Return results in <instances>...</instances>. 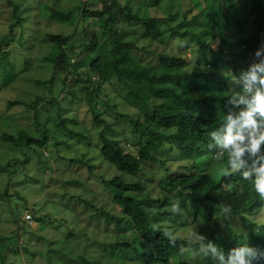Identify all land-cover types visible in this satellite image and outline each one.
Returning <instances> with one entry per match:
<instances>
[{
    "label": "trees",
    "instance_id": "16d2710c",
    "mask_svg": "<svg viewBox=\"0 0 264 264\" xmlns=\"http://www.w3.org/2000/svg\"><path fill=\"white\" fill-rule=\"evenodd\" d=\"M6 1L10 2L13 7V22L10 25V32L4 35L0 42V55L8 49L9 43L18 41L21 47L25 46L23 31L20 38L15 39L16 27L24 28V23L29 19L28 13H30L31 6L26 3V8H23L21 4L15 3L13 0ZM164 1L166 0H155L152 4L150 0V5L157 6ZM238 1L242 2L243 10L248 12V17L245 18L241 13L232 12L229 2L225 3V13L223 8L218 10L214 4L213 11L209 15H200L203 18L202 22L206 23L204 27L207 28L204 37L191 31L192 23H202L200 16L187 20L186 13L183 17L184 21L179 26L171 27V21L177 20L179 17L178 13L170 14L167 17L141 16L134 12L130 5H124L119 0L112 3L103 0V8L99 11H91L85 4L82 6V16L97 18L100 32L97 35L98 41L93 54L85 57V60L82 59L80 63L71 64L70 58L84 54L86 49H89L88 43L76 48L69 46L71 38L57 34L47 36L50 39L48 44H53L57 50L54 57L50 54L43 58L45 62L52 63L53 76L49 81L37 82L42 86L47 84L52 92L53 85L59 82L63 89L61 100H58L52 92L46 98L37 97L35 102L28 105L30 106L29 110H35L34 121L37 123L38 129L35 135H29L26 130L20 129L15 134H2L3 142L25 148V152L30 150L41 159L43 151L48 150L51 144L58 149V136H51L50 122L45 120L53 108L56 111L55 116L60 121L58 124L53 122L58 133L67 140L72 138L85 142L92 135L76 131L68 125L67 122L71 121L64 118L63 114L70 110L71 106H63L61 101L70 99L71 104L75 105L77 110L80 109L79 106L85 104L92 108V111H95L97 104L110 109L113 105L105 101L102 91L109 86L115 88L118 85L119 90L115 88L116 94L122 96L124 103L139 108L140 102H145L151 109L146 113L141 112V115L139 113L136 119L131 120L136 139L125 137L126 145L112 137L115 131L100 115H94V121L98 125H104L103 129L98 126L96 136L105 161L123 175L138 177L140 173L146 175L144 167L147 164L159 162L163 166L166 165L165 162L157 159L159 153L174 152L185 157L195 156L192 162L185 166L187 173L175 175L169 168H166L167 175L160 186L168 189L169 192L172 190V193L175 194H167L159 200L156 199L155 203L152 199H142L131 192L133 189L137 190L147 183L149 184L148 180L140 179L129 184L121 178L122 175L116 176L110 181L103 180L106 187L113 193V200L120 213L101 212L104 214L106 227L103 234L112 240L109 239L104 243L96 240L98 244L96 249L99 248L100 252L96 249L92 250L93 252H89L91 256L94 252L100 253L101 257L109 258L114 264H188L189 259L195 261V264H211L210 258L198 254V245L193 241V238L183 239L176 236L172 231L174 226H170L166 221L168 218L178 221L181 219L180 214L164 208L172 204L174 197L185 204L186 210L199 215L205 228L212 230L210 235L206 233L204 236L222 247L226 253L238 247L241 240L232 230L233 226L229 219L241 221L243 229L250 230V235L255 239L253 241L256 246L264 250V213L261 212L264 201H261L254 192L251 181H244L240 176L235 182L225 179L228 175L225 176L221 169L227 166V153L224 154L223 160H217L215 146L209 147V145H213L211 132L221 127L224 116L229 111H240L239 108H232L225 100L219 99L218 94L226 92L225 97H227L228 93L241 90L239 84L232 87L234 77L231 74L225 76L222 73L223 69L229 67L231 62L238 64L239 61L236 59L237 49L234 47V39L231 38L232 32L225 27L220 32H216L213 24L217 22L213 15L217 19H222V22H227L228 19L233 20L234 28L240 31V37H242V39L238 37L241 44L238 48V55H242L243 59L254 58L255 60V51L264 45V0ZM146 3L148 0H145ZM170 3H172L171 0ZM44 15L50 20L74 25L76 29L81 21L78 16L74 17L72 13L66 14L51 7L48 10L44 9ZM186 24L188 28L184 31L181 30ZM130 26L141 28V34L139 35L136 30H129ZM247 30L250 31V34L245 36L243 32ZM84 32L88 33L87 30ZM77 33L78 30L73 36H77ZM167 38L175 41L178 47L181 43L190 40L189 43L194 45L197 54L203 56H206V49H208L212 57L205 64L206 71L190 70L191 63L185 54L154 51ZM215 41H220L218 50L212 47V43ZM170 44L169 42L167 45L172 46ZM153 47L154 49H152ZM78 51L80 53L76 56ZM153 55L158 58L156 63H147L145 56ZM55 73H60L62 76L56 80ZM131 76L139 77V80H132ZM4 78L6 82L4 81L3 84ZM14 80L15 76L11 74L10 67L0 60V83L2 85L0 87H6ZM15 104H19V102L10 103L8 106L12 107ZM39 107L46 110L39 109ZM75 112H77L76 109ZM74 127L79 128L77 125ZM39 131L42 132L41 135ZM67 140L62 145L67 143ZM28 162L26 156L25 163L28 164ZM89 162L79 159L71 160L72 164L79 166L78 169L83 167V163L86 165ZM217 165V170L223 174L220 179H215L212 174L203 173L201 169L205 166L212 168L211 166L217 167ZM21 169L22 167L16 168L15 175ZM240 181H244V184L241 185ZM1 198L3 199L4 196ZM147 201L159 206L157 213L152 214L154 206L149 207ZM228 206L232 209L231 214L229 216L222 215V209ZM148 207L149 209H147ZM93 217L95 218L96 215ZM255 217H257L256 220ZM31 225L27 223L26 226H20L18 229L25 232V235L31 236L32 240L36 233L29 228ZM164 225L167 229L162 228ZM223 227L227 230L226 235L220 234ZM230 232H233L234 239L231 244L227 245L225 237ZM197 234L203 235L202 232ZM76 236L73 233L70 238H76ZM83 241L86 244L89 242L85 237ZM3 248L8 250L9 247ZM8 251L6 255L0 254V264H6L8 254L18 256L24 252L32 258L37 257L34 250L28 249L26 244L22 246L21 250ZM86 253L79 256L80 264H101L99 260H95L94 256L92 258L89 257L90 255L86 256ZM23 259L25 260V256ZM27 263L31 264V261H27Z\"/></svg>",
    "mask_w": 264,
    "mask_h": 264
},
{
    "label": "rangeland",
    "instance_id": "374dc122",
    "mask_svg": "<svg viewBox=\"0 0 264 264\" xmlns=\"http://www.w3.org/2000/svg\"><path fill=\"white\" fill-rule=\"evenodd\" d=\"M15 3L21 4L23 8H26V3H29L30 13H28L29 19L24 23V28L16 27L15 39L20 38L21 32L25 34L23 42L25 46L21 47L17 42L9 43V47L0 55V60L10 67L11 74L15 76L13 83L6 87H0V254H5L10 251L21 250L22 246L26 244V247L31 251L34 250V254L37 257L32 258L23 252L21 255L13 256L8 254L6 256V264H28L27 261H31V264H80L79 256H89V252H93L98 244L96 240L104 243L111 239L103 234L105 231L104 214L101 213H120L117 204L113 200V193L106 187L103 180H112L116 176L129 183H135L140 179L148 180L149 184L142 186L140 189H133L132 194L138 195L142 199L159 200L167 194H175L173 191L162 188L160 183L166 178V168H169L175 175L187 173L185 166L192 162L195 156L185 157L172 153H159L157 159L161 162H165L163 166L159 162L147 164L144 167L146 175L139 174L138 177L126 176L120 173L114 166L105 161L101 155V145L96 136L99 127L103 129L104 125L97 124L94 121V115L98 114L105 120L110 128L115 132L112 137L117 138L126 145L124 139L134 137V129L131 120L136 119L141 112L146 113L150 111V106L147 103L140 102L139 108H134L122 101V96L116 94L118 85L103 89L102 94L105 101L112 104L110 109H106L101 104L95 105V111L92 108L85 105L79 106V110L75 105L71 104L70 99H64L61 101L63 106L70 107L63 116L68 118L71 122H67L72 126L74 130L92 135L90 139L85 142L77 141V139L65 138L61 136L55 129V123L58 124L59 119L55 116V109H51L50 114L45 118L50 122V128L52 129L51 136L57 135L59 141V148H54L51 144L48 150L43 151V157L36 156L32 151L25 152V148L16 147L11 143H5L1 140L2 134H15L20 129L26 130L29 135H35L37 132V123L34 121L35 110H29L28 105L35 102L37 97L46 98L52 92L50 87L39 85L37 81L46 82L53 76V65L50 62H45L43 58H46L50 54L54 57L57 50L53 47V44H48L49 34L63 35L66 38H71L69 46H75L80 48L83 44L88 43L89 49H86L84 54L78 56L79 51L75 54L78 57L70 58L71 64L80 63L88 56L93 54L95 45L98 41L97 35L100 32L98 27L97 18L83 17L82 6L86 4V7L91 11H99L103 8V0H13ZM112 3L115 0H105ZM124 5H130L134 12L139 13L141 16H157L167 17L170 14H177V20L171 21V27H177L183 20L184 14L187 13V20H192L195 16L209 15L213 11V5L217 6L218 10H222L225 13V3L231 7L232 12L235 14H242L245 18L248 17V12L244 11L242 2L238 0H166L160 4L150 5V0L145 4V0H119ZM152 4L155 0H151ZM148 4V5H147ZM51 7L63 11L64 13H72L73 16H78L81 21L76 29L74 25L60 23L50 20L45 17L44 9ZM208 8V9H207ZM140 9V11H139ZM210 10V11H209ZM223 13V14H224ZM207 17V16H206ZM213 18L217 22L213 24L216 32H220L223 27L232 32V39H234L237 51L236 59L238 64L233 62L226 69H223L222 73L230 71L234 77L232 87L234 88L242 71H246L250 64L254 62V58L243 59L242 55L239 56L238 48L241 46L239 43L240 31L236 30L232 24L233 20L228 19L227 22H222L220 18ZM86 20V21H84ZM249 20V19H248ZM203 21L200 16V22ZM13 22V7L10 2L6 0H0V42L4 35L10 32V25ZM206 23L191 24V31L204 35L207 30L204 26ZM188 28L186 24L181 30ZM78 30V35L73 36ZM87 30L88 33H85ZM129 30L135 31L140 35L141 28L130 26ZM246 30V29H245ZM137 34V35H138ZM243 34H250V31H244ZM242 34V35H243ZM71 36V37H70ZM169 36L170 33H169ZM204 37V36H203ZM239 37V38H238ZM169 38V37H168ZM166 39L162 45H158L154 51H170L171 53L181 54L186 56L191 65L189 69L192 71L200 72L206 71L205 64L211 60V53L206 49V56L197 54L193 44L187 40L180 46H176L175 41ZM142 42V41H141ZM171 43L169 46L168 43ZM143 43V42H142ZM220 41L212 43V47L218 50ZM81 51V49H80ZM86 57V58H85ZM85 58V59H84ZM157 57L145 56L147 63H156ZM229 60V59H228ZM86 62V61H85ZM84 68V67H83ZM216 73L219 71H215ZM62 75L56 74L54 77L56 80ZM132 80H139V77L131 76ZM6 82V79H3ZM0 86L1 83H0ZM53 95L61 100L60 96L63 93L62 87L59 82L54 85ZM123 90V89H122ZM120 92V91H119ZM125 92V91H123ZM126 93V92H125ZM226 92L219 93V99L227 102ZM19 102L12 107L8 105L10 103ZM46 102V101H43ZM44 104V103H43ZM139 104V103H138ZM137 104V105H138ZM116 106V107H114ZM41 107H39L40 109ZM38 109V110H39ZM42 109V108H41ZM75 109L77 112H75ZM42 110H46L43 108ZM45 113V112H44ZM44 115V114H43ZM51 118V121H50ZM73 120V121H72ZM75 125L79 126L77 129ZM99 126V127H98ZM97 127V128H96ZM94 129H96L94 131ZM42 132L39 131L41 135ZM38 134V136H39ZM108 135H111L108 133ZM68 141L64 145L63 142ZM123 145V146H124ZM28 153V154H27ZM26 156L28 164L25 163ZM72 159H79L90 161L88 164L83 163V167L78 169V165L71 163ZM22 167L21 171L15 175L16 168ZM26 166V169H25ZM205 166L201 168L203 173L212 174L215 179H220L223 174L218 171V165ZM12 176V177H11ZM239 173L230 172L225 179H230L235 182L239 178ZM33 178V179H32ZM240 184H244V181H240ZM239 184V185H240ZM239 188V186H238ZM8 189V190H7ZM7 190V192H6ZM6 192V196H5ZM4 198L2 199L1 197ZM175 198V197H174ZM164 207L171 211V206L179 201L181 212L180 221L166 219L170 226H174L173 230L176 236L183 239L194 238L197 233H203L209 235L212 230L205 228V225L201 222L199 215L195 212H190L184 208V203L176 198ZM148 203V204H147ZM149 207L154 206L152 214H155L159 210V206H156L150 201H147ZM149 207L147 209H149ZM33 214L34 222L29 227L34 230L35 235H25V232L20 231V226H26L27 223L24 220L26 214ZM96 217L94 218L93 216ZM100 215V217H97ZM261 215V213H260ZM257 217H255L256 220ZM18 221V222H17ZM102 221V222H101ZM233 226V231L237 233L241 239L242 244L248 243L252 247H256L250 235V230L245 228L241 221H234L229 219ZM228 221V222H229ZM258 221V220H257ZM264 221V220H263ZM180 222V223H177ZM160 224V222H157ZM156 223V224H157ZM23 224V225H22ZM19 228V229H18ZM167 229L166 225L164 227ZM206 229V230H205ZM209 229V230H208ZM19 230L18 232H16ZM205 230V231H204ZM101 231V232H100ZM226 229L224 227L220 231V234L226 235ZM75 233L76 238H70V235ZM84 237L89 240L88 244L85 243ZM226 244L229 245L233 241V232H230L225 237ZM112 240V239H111ZM9 247L7 248L3 247ZM85 249V250H84ZM25 250V249H24ZM93 250V251H92ZM97 251L99 250L96 249ZM100 252V251H98ZM226 253V252H225ZM25 256V260L23 259ZM95 260H99L101 264H114L109 258L101 257L102 254L94 252L92 255ZM90 255L89 257L92 258ZM93 257V258H94ZM12 258V259H11ZM27 260V261H26ZM188 264H195V261L189 259Z\"/></svg>",
    "mask_w": 264,
    "mask_h": 264
},
{
    "label": "clouds",
    "instance_id": "9594fccd",
    "mask_svg": "<svg viewBox=\"0 0 264 264\" xmlns=\"http://www.w3.org/2000/svg\"><path fill=\"white\" fill-rule=\"evenodd\" d=\"M254 56V62L235 81L241 90L227 97V104L240 111H229L224 116L221 127L211 132L213 145L209 147L215 146L217 160H223L227 153V166L221 169L225 176L230 172L239 173L244 181L252 182L254 192L264 201V45L255 51ZM171 211H182L179 201L171 206ZM231 211L228 206L221 214L229 216ZM261 212L264 213V205ZM193 241L198 245V254L210 258L211 264L264 262V250L242 244L241 240L238 247L227 253L204 235L196 234Z\"/></svg>",
    "mask_w": 264,
    "mask_h": 264
},
{
    "label": "built area",
    "instance_id": "2783aa9c",
    "mask_svg": "<svg viewBox=\"0 0 264 264\" xmlns=\"http://www.w3.org/2000/svg\"><path fill=\"white\" fill-rule=\"evenodd\" d=\"M24 220L28 223V224H33L34 222V218L32 214H26L24 217Z\"/></svg>",
    "mask_w": 264,
    "mask_h": 264
}]
</instances>
